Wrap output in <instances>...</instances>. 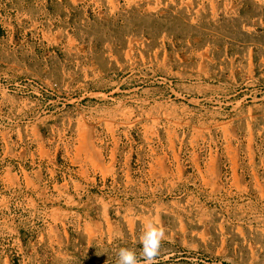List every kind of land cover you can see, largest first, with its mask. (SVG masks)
I'll use <instances>...</instances> for the list:
<instances>
[{
	"label": "rangeland",
	"instance_id": "1",
	"mask_svg": "<svg viewBox=\"0 0 264 264\" xmlns=\"http://www.w3.org/2000/svg\"><path fill=\"white\" fill-rule=\"evenodd\" d=\"M264 264V0H0V264Z\"/></svg>",
	"mask_w": 264,
	"mask_h": 264
},
{
	"label": "clouds",
	"instance_id": "2",
	"mask_svg": "<svg viewBox=\"0 0 264 264\" xmlns=\"http://www.w3.org/2000/svg\"><path fill=\"white\" fill-rule=\"evenodd\" d=\"M163 228L149 223L140 238L144 264H154L159 254L161 242L164 239ZM117 264H138L136 253L128 248H120L117 252Z\"/></svg>",
	"mask_w": 264,
	"mask_h": 264
}]
</instances>
